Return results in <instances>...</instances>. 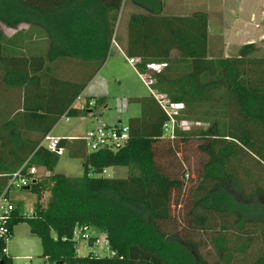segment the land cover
<instances>
[{"label":"trees","instance_id":"1","mask_svg":"<svg viewBox=\"0 0 264 264\" xmlns=\"http://www.w3.org/2000/svg\"><path fill=\"white\" fill-rule=\"evenodd\" d=\"M127 2L135 11L126 55L138 59L139 72H151L153 89L184 105L174 136L164 135L168 117L153 95L137 97L142 112L129 118L122 147L88 151L83 138H59L58 147L83 159V173H51L60 154L43 138L61 117L94 115L103 103L99 97L73 105L107 60ZM163 6V0H0L2 24L31 28L28 37L0 31L2 82L22 96L13 115L3 117L0 109V194L20 168L50 172L25 188L37 196L32 214L16 205L11 217V230L28 222L50 261L264 264V56L254 55L250 43L237 55L210 57L208 15H167ZM182 122L208 126L186 130ZM111 166L127 167V176L103 175ZM76 225L105 235L115 255L77 254ZM198 233L207 236L215 260L201 254ZM4 248L0 239V264H14Z\"/></svg>","mask_w":264,"mask_h":264},{"label":"crops","instance_id":"2","mask_svg":"<svg viewBox=\"0 0 264 264\" xmlns=\"http://www.w3.org/2000/svg\"><path fill=\"white\" fill-rule=\"evenodd\" d=\"M163 1H164L163 12L167 15H189L194 12H205L208 15V36H209L208 48H209L210 57L233 56L234 54H232V52H235V49L245 44H250V43L256 44L257 42L264 40V0H224L221 5H217V6L213 5L212 0H163ZM129 6L134 8L129 2H127L125 7H129ZM128 19L129 16L124 23V33L123 34L119 33V35H117V26L119 24V21H117L115 27V33H114L115 34L114 36L116 38L112 39L109 54L112 53L113 50H117V52L120 53L123 57H125V59L129 62V57L126 55L125 52V47L127 42ZM0 31L2 32L3 35L7 37L14 36L17 33H21V35L23 33L24 35H26V37H28L31 34L30 25L27 23H20L17 26V28H11L0 22ZM177 56H178L177 52L174 51L172 53V57L176 58ZM108 58L109 55L104 65L90 80V82L87 84L85 89L80 94V97L76 99V101L73 104L75 107H80L85 103L87 99H94L98 96L104 98L103 103L99 107L102 109H106L108 107L106 101V98L108 97L107 90L106 91L104 90L105 92H98V93L95 91H90V87L92 83L102 73L103 68L107 65L109 61ZM132 65L134 66L136 75L141 80H143L142 77L140 76L139 71L136 68V64H132ZM159 68L156 67L155 70ZM113 78L118 83L122 82L121 77L117 73V71L115 76H113ZM146 86L148 87V93L137 92V90H133V89L127 90L128 91L127 105L124 112L127 113L126 122L123 123L121 120H118L115 123H110L111 125H118V124L127 125L130 117H135L141 114L142 106L136 100V98L151 94L149 86L147 84ZM85 93H88V95H86ZM21 99L22 96L20 94V89L8 88L3 84L2 70L0 68V101H1L0 109L3 114V117H7L9 115L11 116L17 110H19V109L14 110V107L17 108L19 106ZM80 101L81 103L78 104ZM98 113H101V110L98 111L96 109L95 114L93 116L97 115ZM91 115L92 114L87 116H91ZM83 117L84 116L77 117L79 121H76V123L74 124L73 131L64 135L54 134V128H55L54 126L49 134L57 138H66L68 141H74L76 139L83 138L85 132L83 133L78 130L79 124L83 122L82 120ZM61 119L64 118L61 117L60 120ZM96 119L97 116L95 117L94 120ZM95 124L96 121L92 127H94ZM63 151H65L68 154L67 148H64ZM88 151L90 150L88 149ZM82 163H83V159H82ZM120 167L122 166L108 167L104 170L103 175L106 174L108 171H113L114 176L112 177H120V178L126 177L128 174V170L125 176L119 175L118 168ZM37 169L38 171L39 169L40 170L42 169L43 171H45L47 175L50 174V172L46 171L44 168H37ZM54 170L55 168L51 173H57Z\"/></svg>","mask_w":264,"mask_h":264},{"label":"rangeland","instance_id":"3","mask_svg":"<svg viewBox=\"0 0 264 264\" xmlns=\"http://www.w3.org/2000/svg\"><path fill=\"white\" fill-rule=\"evenodd\" d=\"M223 1L224 0H212V3L214 6H217L221 5ZM134 11V8L124 6L118 19L119 24L117 26V35H119V33H124V23L129 14ZM255 45L256 50L253 54L256 56H264V40L257 42ZM239 49L240 47L235 49V52H232V54L237 55ZM108 59L109 61L103 68L102 73L94 80L90 87V91H95L97 93L105 92L107 90L108 97L106 98V101L108 107L106 109L98 107L97 110H101V113H98L95 116H84L82 118L83 122H81L78 127L80 132L84 133L90 129L96 121L94 120L96 116L97 119H104L108 123H115L118 120L125 123L127 119V113H124L127 105V90L133 89L137 90V92L148 93V87L144 81L136 75L134 66L130 64L125 57L118 53L117 50H113L112 53L109 54ZM116 71L121 77V83L116 82L113 78ZM85 94L88 95V93ZM96 98H99V96ZM81 101L78 104H80ZM76 121H79L77 117H69L68 121L66 119H61L57 125H55L54 134L64 135L73 131ZM207 126V123L201 122H182L180 124V127L186 130L201 127L206 128ZM127 170L128 168L123 166L118 168L119 175L125 176ZM54 171L66 176H81L83 173L82 159L79 157H70L65 151H62ZM44 175H47L45 171L39 169L38 177L41 179L44 178ZM104 175L112 177L114 176V173L113 171H108ZM11 195L13 202L19 207L20 213L24 215L32 214L37 199L35 193L23 189L13 191L11 192ZM48 196L49 193L45 191L42 195V202L44 204L46 203ZM90 231L91 233L94 232L91 227ZM98 236L102 237L103 234L99 233ZM195 237L196 241L199 242V249L203 257L209 261L215 260V252L211 244L207 241V236L204 233H198ZM77 248H79L77 254H87V250L83 245L80 244ZM7 253L12 257L14 264H62L57 261H50L47 257L43 256L41 240L30 232L29 224L26 221H21L14 225L12 234L7 241Z\"/></svg>","mask_w":264,"mask_h":264},{"label":"built area","instance_id":"4","mask_svg":"<svg viewBox=\"0 0 264 264\" xmlns=\"http://www.w3.org/2000/svg\"><path fill=\"white\" fill-rule=\"evenodd\" d=\"M137 58H129V62L136 64ZM160 67L157 64H149V69ZM144 82L149 86L150 92L157 100L159 105L167 114V120L163 124L164 135L173 137L176 125V116L183 108L182 102H171L165 93L157 92L152 88L154 79L150 71L139 72ZM94 101H89V105H93ZM68 120V116H63ZM128 126L127 125H111L104 119H96L94 127L88 129L83 140L90 151H97L99 149H118L122 147L128 139ZM59 138L47 134L42 141V144L48 149L61 154L63 148L58 147ZM38 177V169L30 167L26 171L22 168L13 172L3 192L0 194V239L5 242L4 251L7 253V241L11 236V217L12 212L16 208L13 202L11 192L27 188ZM71 240L76 245V251H79L80 244L87 250V254L95 257L114 256L115 251L110 247L109 239L103 235L102 237L95 236L91 233L90 227L87 225H76L72 231ZM102 251V252H101Z\"/></svg>","mask_w":264,"mask_h":264}]
</instances>
